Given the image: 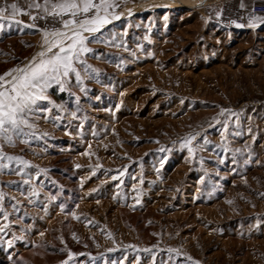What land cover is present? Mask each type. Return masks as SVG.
I'll return each mask as SVG.
<instances>
[{"label":"rangeland","instance_id":"obj_1","mask_svg":"<svg viewBox=\"0 0 264 264\" xmlns=\"http://www.w3.org/2000/svg\"><path fill=\"white\" fill-rule=\"evenodd\" d=\"M177 1L113 0L119 19L93 34L92 51L81 57L97 71L85 74L78 64L83 80L72 77L71 95L49 90L65 106L62 119H37L43 138L0 141L6 154L28 161L0 159L9 235L24 236L0 247L5 264H190L188 256L264 264V23L228 22L247 25L240 12L264 0H243V9L241 0ZM28 12L43 15L27 9L16 16L23 24L0 29V74L40 49ZM35 23L55 25L50 17ZM196 132L200 147L190 157L181 141ZM221 133L228 152L217 147ZM21 167L31 184L16 174ZM39 169L47 172L37 177ZM32 186L39 195L30 204Z\"/></svg>","mask_w":264,"mask_h":264},{"label":"snow or ice","instance_id":"obj_2","mask_svg":"<svg viewBox=\"0 0 264 264\" xmlns=\"http://www.w3.org/2000/svg\"><path fill=\"white\" fill-rule=\"evenodd\" d=\"M117 7L118 5L113 0H43V3H38L37 0H30L27 4V9H40L43 15L28 12L27 14L33 22L27 24L26 27L38 28L42 33V43L39 51L35 52L31 58L26 59L25 63L0 74V141L14 144V138L21 139L24 143L28 142L23 139L24 137L43 138L48 134L46 132L38 133L36 131L38 126L35 121L43 118L56 123L62 119V113L66 110L65 106L63 103H56L51 99L49 90L55 86L60 92L69 91L71 95L70 84L72 77H75L78 85L83 80L81 71L77 67L78 64L83 67L85 74L97 71L87 65L81 57L84 53L92 51L91 48L87 47V43L90 38L95 40L93 34L98 33L112 20L119 19V15L115 11ZM240 7L242 9L245 7L243 0H241ZM9 8L11 9L10 12L7 11ZM27 9L20 7L17 3L0 6V29L5 27V23L8 25L13 23L23 24V21L16 19V16L26 13ZM129 14H131L130 11ZM221 15L222 11L215 12L217 18H220ZM248 16L247 25L240 24L235 19L228 22L237 27L248 26L253 28L257 26V22L264 23V16L257 15L254 10H249ZM49 17L55 21V25L52 28H39L35 23L38 19L47 21ZM144 39H148V37L145 36ZM53 110H55L56 115L51 114ZM230 111L222 109L221 114ZM71 115L75 117L76 112H72ZM231 115L236 117V124L239 126V115L237 113H231ZM223 127L225 130L228 129L227 121L224 122ZM248 131L251 132V128ZM234 134L240 135L241 133L237 131ZM197 136H199V132L190 134L181 141V146L187 148L190 157L200 147L192 143ZM221 140H225L224 133H221ZM208 143L207 137H204V144L207 145ZM217 147H222L225 152L229 151L226 146V140L225 144L217 145ZM161 151H164V149H161ZM236 151L239 152L240 149H236ZM0 159L15 160L21 165H28V161L22 157L6 154L3 151L2 144H0ZM223 162L224 158L221 157L220 163ZM2 167L3 165H0V168ZM76 167L79 168L81 166L76 165ZM41 172L46 173L47 170L39 169L36 172V176L39 177ZM16 174L28 177L24 180L25 184L32 183V174L26 172L25 167L19 168ZM120 175H123V173H120ZM112 179H117V177L113 176ZM133 189L136 190L135 184ZM27 195L29 197L28 202L31 204L33 203L31 198L37 197L39 190L32 186L29 188ZM260 195L264 196V193ZM138 196L139 191L137 190ZM11 199L15 200V197ZM50 199L55 200L56 197L52 196ZM3 200L4 193L0 192V221H2L0 223V247L7 249L13 247L17 240H23L24 236H17L15 232L9 235L12 221L9 219V213L3 207ZM136 202L139 203L138 198ZM12 208L14 211H18L16 203L12 205ZM60 209L64 211L65 205L60 204ZM43 210L47 212V206H44ZM70 214L74 218H78L74 211ZM20 231L24 232L25 229ZM40 235L43 236L44 233L41 232ZM168 251L180 255L176 249L169 248ZM74 255L76 254L68 252L69 258ZM9 259L11 260L12 257L10 256ZM187 260L190 261V264H200L199 261L194 260L191 256H188ZM61 264H68V261H63Z\"/></svg>","mask_w":264,"mask_h":264},{"label":"built area","instance_id":"obj_3","mask_svg":"<svg viewBox=\"0 0 264 264\" xmlns=\"http://www.w3.org/2000/svg\"><path fill=\"white\" fill-rule=\"evenodd\" d=\"M249 10H254L257 15H264V2H255L247 10L241 11L238 17L239 21H246V17H248Z\"/></svg>","mask_w":264,"mask_h":264},{"label":"trees","instance_id":"obj_4","mask_svg":"<svg viewBox=\"0 0 264 264\" xmlns=\"http://www.w3.org/2000/svg\"><path fill=\"white\" fill-rule=\"evenodd\" d=\"M5 254L2 249H0V264H5Z\"/></svg>","mask_w":264,"mask_h":264},{"label":"bare ground","instance_id":"obj_5","mask_svg":"<svg viewBox=\"0 0 264 264\" xmlns=\"http://www.w3.org/2000/svg\"><path fill=\"white\" fill-rule=\"evenodd\" d=\"M181 1H187V0H181ZM181 1L179 0V2H181ZM169 2L171 5H173L174 3H178L177 0H169Z\"/></svg>","mask_w":264,"mask_h":264}]
</instances>
